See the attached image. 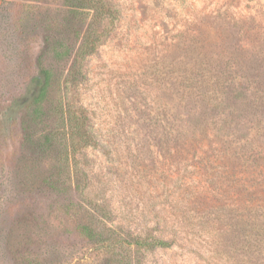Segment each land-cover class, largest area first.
I'll use <instances>...</instances> for the list:
<instances>
[{
	"label": "rangeland",
	"instance_id": "1",
	"mask_svg": "<svg viewBox=\"0 0 264 264\" xmlns=\"http://www.w3.org/2000/svg\"><path fill=\"white\" fill-rule=\"evenodd\" d=\"M107 1L116 18L67 89L97 142L78 155L87 177L74 180L59 150L41 147L52 121L31 123L24 112L2 121L42 63L57 78L51 100L64 96L72 57L53 52L74 53L89 19L70 14L66 0H25L35 6L29 17L0 6V264H121L83 235L104 224L172 243L139 264H237L239 187L215 138L190 146L183 106L197 87L228 108L221 116L234 108L264 126V0Z\"/></svg>",
	"mask_w": 264,
	"mask_h": 264
},
{
	"label": "trees",
	"instance_id": "2",
	"mask_svg": "<svg viewBox=\"0 0 264 264\" xmlns=\"http://www.w3.org/2000/svg\"><path fill=\"white\" fill-rule=\"evenodd\" d=\"M24 1L0 0V6L9 12L20 8V14L29 17L27 13L34 12L32 8L35 6L25 9L23 5L28 4H23ZM66 3L70 14L88 18L89 23L83 40L74 53L67 48L54 49L56 60L72 57V65L64 80V96L55 101L51 100V91L57 78L54 69L42 63L39 73L31 79L26 93L5 108L2 125H13L20 112H24L31 123L52 121L53 126L40 137L41 147L50 155L55 151L58 153L59 150L58 160L69 170L70 179L74 180L79 175L87 177L86 171L78 163V155L97 142L91 132L90 118L85 108L77 107L68 98L67 89L69 84H77L79 77L84 74V63L89 56L97 53L103 37L108 35L105 29L108 22L116 18V10L107 0H66ZM187 95L189 101L183 107L190 109V146H202L210 137L215 138L211 145L218 146L219 158L230 172L227 177L234 178L239 187L236 263L264 264V133H261L264 132V126L259 127L260 124L249 120L241 121L235 115L234 108L226 116H221L222 113L225 115L228 108L217 102L218 96L208 97L207 93L201 92L197 87L190 88ZM179 121L181 126L178 136H181L185 132L187 121L184 123L181 117ZM238 129L244 130L245 134L237 136ZM77 186V190L86 195L85 188L81 190V186ZM104 215V219L108 221L109 216ZM116 230L104 224L98 232L92 226L85 225L83 235L89 240L97 241L100 248L117 257L121 264H139L140 256L144 252L172 246L170 241L153 230L131 233L125 237L118 235Z\"/></svg>",
	"mask_w": 264,
	"mask_h": 264
}]
</instances>
